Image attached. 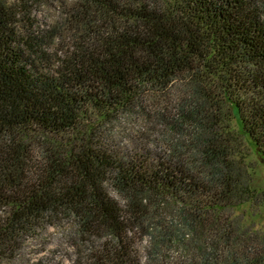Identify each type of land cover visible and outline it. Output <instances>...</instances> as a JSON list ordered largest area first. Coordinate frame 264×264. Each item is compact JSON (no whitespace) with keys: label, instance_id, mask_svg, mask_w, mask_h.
Here are the masks:
<instances>
[{"label":"trees","instance_id":"trees-1","mask_svg":"<svg viewBox=\"0 0 264 264\" xmlns=\"http://www.w3.org/2000/svg\"><path fill=\"white\" fill-rule=\"evenodd\" d=\"M224 102L264 158V0H0V256L49 215L87 264H264L214 221L250 199Z\"/></svg>","mask_w":264,"mask_h":264},{"label":"rangeland","instance_id":"rangeland-1","mask_svg":"<svg viewBox=\"0 0 264 264\" xmlns=\"http://www.w3.org/2000/svg\"><path fill=\"white\" fill-rule=\"evenodd\" d=\"M33 13L37 22L41 24H48L59 15L57 9H47L44 5L36 6ZM222 108L225 115L223 126L227 127L229 131H234L237 136L239 135L233 158L239 161L237 166L243 173L239 176V180L243 186L249 187L250 199L220 211L214 215V221L221 223L223 227L225 224L227 227H231L228 231L233 232L234 238L239 233H243L264 247V158L244 133L235 105L224 102ZM134 124L128 123L126 127L138 140L140 137L137 134L136 124ZM116 127L118 126L116 125ZM154 136L157 139V135L154 134ZM115 144H118L122 150L129 154L136 151L137 142L131 138L130 134H123ZM151 149L156 152L160 151V153L162 150L156 145L151 146ZM108 192L111 197L119 199L111 186H108ZM217 219L219 220L217 221ZM36 223L38 224L28 227L15 242L8 246L10 249L0 256V264H87L90 260V250L100 251V247H102V239L98 237L85 236L86 238H81L75 235L73 220L70 217L53 218L48 215ZM222 230L220 228L219 232ZM141 238L143 239V236ZM146 245L145 240L137 241L139 249L144 250ZM171 253L176 256L180 251L173 249ZM141 256V261L146 264L144 254Z\"/></svg>","mask_w":264,"mask_h":264}]
</instances>
